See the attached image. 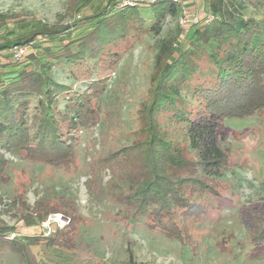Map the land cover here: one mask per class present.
<instances>
[{"label": "trees", "instance_id": "1", "mask_svg": "<svg viewBox=\"0 0 264 264\" xmlns=\"http://www.w3.org/2000/svg\"><path fill=\"white\" fill-rule=\"evenodd\" d=\"M93 1L69 0L68 11L75 13L81 3L89 5ZM123 1L102 0L91 14L60 27L23 14L0 15L1 181H7L2 174L6 163L3 151L24 152L37 161L68 162L76 153L81 132L92 124L96 111L93 100L107 86L104 79L95 76L113 67L123 51L120 49H130L131 40L138 37L136 30L158 32L166 15L180 10L173 0L122 5ZM207 1L215 10L211 12L214 21L207 24L201 15L198 23L187 31L183 29L187 33L182 39L188 38L187 45L176 42L172 47L171 43L158 55L152 97L139 134L127 144L104 142L105 150L98 158L102 165L111 164L117 179L129 186V191L118 194V201L128 203L135 212L151 210L165 226L162 233L174 238L189 236L174 216L180 209L184 218L189 217L188 206L193 202L185 196L186 189L206 192L207 180L231 170L225 138L217 131L219 120L247 117L264 109V16L260 22H238L233 16L216 13L225 8L224 0ZM248 2L264 13V0ZM40 39L53 40L54 44L36 52L43 59L39 68L5 73L20 61L15 48H33ZM113 48L118 50L112 52ZM206 52L213 65L212 74L209 80L193 86L195 76L201 75L199 62ZM7 54L11 55L9 60L5 59ZM102 64L104 68H98ZM62 65L85 72V90L55 80L52 67ZM62 98L68 101L64 110L59 107ZM193 103L195 108L191 107ZM162 114L179 127V141L159 121ZM189 151L193 158L188 157ZM134 153L142 160L135 167L128 166ZM20 206H27L22 196ZM37 208V218L33 214L23 218L26 225L41 224L52 214H64L49 204ZM204 214L205 210L201 216ZM254 214L251 232L260 235L258 241L264 243V220ZM70 224L47 236L44 247L69 249L73 242L68 232ZM11 231L0 220V260L11 253L25 264H40L32 250V238H11Z\"/></svg>", "mask_w": 264, "mask_h": 264}, {"label": "rangeland", "instance_id": "2", "mask_svg": "<svg viewBox=\"0 0 264 264\" xmlns=\"http://www.w3.org/2000/svg\"><path fill=\"white\" fill-rule=\"evenodd\" d=\"M68 1L0 0V15L23 14L43 24L60 27L91 14L102 0H94L89 5L81 3L75 13L68 11ZM192 1L193 6L188 7L190 0H182L180 10L175 15H166L158 32L136 30L138 37L131 40L130 49H126L127 52L120 49L119 52L123 51L113 67L95 76L104 79L107 86L100 97L93 100L96 111H93L92 124L81 132L76 153L68 162L37 161L24 152L3 151L6 163L2 174L7 181L0 180V220L12 229L11 238H32V250L38 263L264 264V243L258 241L260 235L252 234L251 228L255 218L252 213L264 220V109L247 117L219 120L217 131L225 138L231 170L207 180L206 192L186 189L185 196L193 202L188 206L189 217L184 218L180 209L174 211V216L188 237L174 238L162 233L165 226L151 210L135 212L128 203L119 202L117 196L129 191L128 184L117 179L111 164L98 163L99 152L105 150L104 142L106 145L127 144L139 134L152 97L158 55L171 43L172 47L176 42L188 44V38L182 39L187 32L179 20L184 10L190 14L197 10L198 5ZM224 1L225 8L216 11L219 15L233 16L238 22L250 19L260 22L264 16L263 11L248 0ZM130 2L135 0H124L122 5ZM201 4L208 12L215 11L207 0ZM53 44V40L40 39L33 48L25 49L19 63L10 65L5 73L39 68V61L43 59L36 52ZM10 58L9 54L5 57ZM199 66L201 75L195 76L193 86L210 79L213 65L207 52ZM76 69L68 65L53 66L51 72L58 82L83 91L88 78L83 70ZM67 104L62 98L60 109L64 110ZM167 119L163 114L159 116L161 124L179 141V127H174ZM188 153V157L193 158L192 153ZM141 160L142 157L134 153L128 166L135 167ZM20 196L27 205L25 208L20 206ZM48 204L64 214H52L41 224H25V216L33 214L37 218L34 215L40 210L37 206ZM203 210L205 214L201 216ZM72 218L75 219L73 224ZM69 224L68 232L73 236L69 249L44 247L47 236ZM0 264L25 263L7 253Z\"/></svg>", "mask_w": 264, "mask_h": 264}, {"label": "built area", "instance_id": "3", "mask_svg": "<svg viewBox=\"0 0 264 264\" xmlns=\"http://www.w3.org/2000/svg\"><path fill=\"white\" fill-rule=\"evenodd\" d=\"M135 1H142V0H135ZM173 2L181 6L182 0H173ZM201 15L206 18L205 22L207 24L212 23L215 19V16L211 12H208L206 8H203L201 10V13L200 11L197 10V11H193V13L191 14L184 10L179 20L181 27L186 30V28L189 27L190 25L198 23ZM24 50L25 49L15 48V57L18 60L21 58L22 54L24 53Z\"/></svg>", "mask_w": 264, "mask_h": 264}, {"label": "crops", "instance_id": "4", "mask_svg": "<svg viewBox=\"0 0 264 264\" xmlns=\"http://www.w3.org/2000/svg\"><path fill=\"white\" fill-rule=\"evenodd\" d=\"M194 1L196 2V5H198L197 10L201 12V10L203 9L202 6L204 5V4H201V2H203L204 0H194ZM192 2H193V1L190 0V2H189V4H188V7L193 6V3H192ZM197 10H196V11H197ZM208 10H209V9H208Z\"/></svg>", "mask_w": 264, "mask_h": 264}, {"label": "water", "instance_id": "5", "mask_svg": "<svg viewBox=\"0 0 264 264\" xmlns=\"http://www.w3.org/2000/svg\"><path fill=\"white\" fill-rule=\"evenodd\" d=\"M54 217H56V218H57V216H54Z\"/></svg>", "mask_w": 264, "mask_h": 264}]
</instances>
